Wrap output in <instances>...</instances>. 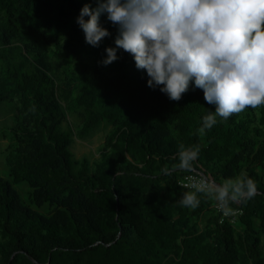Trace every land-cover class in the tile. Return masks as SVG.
Returning <instances> with one entry per match:
<instances>
[{
	"label": "trees",
	"instance_id": "obj_1",
	"mask_svg": "<svg viewBox=\"0 0 264 264\" xmlns=\"http://www.w3.org/2000/svg\"><path fill=\"white\" fill-rule=\"evenodd\" d=\"M85 0H0V126L10 143L0 175V264H264V107L220 120L200 136L201 89L180 101L147 86L131 55L104 66L116 28L98 47L76 18ZM96 3L90 7L95 9ZM105 129L98 157L76 158L74 137ZM198 144L197 170L217 183L246 173L258 188L236 223L176 203L189 172L178 145ZM28 191L21 195L17 184Z\"/></svg>",
	"mask_w": 264,
	"mask_h": 264
},
{
	"label": "clouds",
	"instance_id": "obj_2",
	"mask_svg": "<svg viewBox=\"0 0 264 264\" xmlns=\"http://www.w3.org/2000/svg\"><path fill=\"white\" fill-rule=\"evenodd\" d=\"M101 16L116 28L115 46L105 48L102 65L119 59L122 49L146 72L147 86L158 87L169 100L180 101L193 85L202 90L214 110L202 117L200 136L218 118L264 107V0H85L76 23L93 47L112 35L101 26ZM200 151L198 144L181 143L178 163L160 171L192 173L176 202L181 208L195 210L203 194L230 216L233 203L257 194V184L246 173L217 183L197 170Z\"/></svg>",
	"mask_w": 264,
	"mask_h": 264
},
{
	"label": "rangeland",
	"instance_id": "obj_3",
	"mask_svg": "<svg viewBox=\"0 0 264 264\" xmlns=\"http://www.w3.org/2000/svg\"><path fill=\"white\" fill-rule=\"evenodd\" d=\"M108 24L110 22L107 21ZM111 25V24H110ZM112 26V25H111ZM113 27V26H112ZM115 28V27H114ZM11 123V115L7 110L0 109V126L3 124ZM105 129L96 130L91 136L84 140H80L77 137H74V141L70 146L71 151L73 152L76 158L86 157L89 162H92L95 158L98 157V147L102 144L105 136ZM10 141L6 137L0 135V175L5 176L7 166L5 164V154L7 153V146ZM17 189L21 195H24L28 191V186L25 183L17 184ZM210 208L218 209L216 202L211 199Z\"/></svg>",
	"mask_w": 264,
	"mask_h": 264
},
{
	"label": "built area",
	"instance_id": "obj_4",
	"mask_svg": "<svg viewBox=\"0 0 264 264\" xmlns=\"http://www.w3.org/2000/svg\"><path fill=\"white\" fill-rule=\"evenodd\" d=\"M191 175H192V173H187L184 176H182V177L179 178L178 183H179L180 187H182L183 185H185V184L188 183V179L187 178L189 176H191ZM182 188H184V187H182ZM233 209H234L233 213L230 216H226L218 208L217 211L220 213L219 222H221L224 218H226V220H228L229 222H231L233 224L236 223L237 222V218L241 214L242 211L239 208H233Z\"/></svg>",
	"mask_w": 264,
	"mask_h": 264
}]
</instances>
